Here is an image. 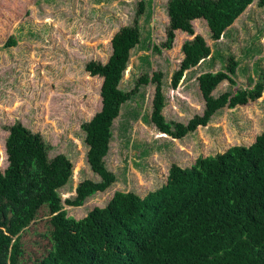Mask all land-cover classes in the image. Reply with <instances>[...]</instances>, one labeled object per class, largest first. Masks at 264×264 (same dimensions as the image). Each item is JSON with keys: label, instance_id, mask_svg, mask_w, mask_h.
Returning <instances> with one entry per match:
<instances>
[{"label": "trees", "instance_id": "16d2710c", "mask_svg": "<svg viewBox=\"0 0 264 264\" xmlns=\"http://www.w3.org/2000/svg\"><path fill=\"white\" fill-rule=\"evenodd\" d=\"M253 2L168 0L169 24L162 47L173 48L177 30L194 35L182 45L184 56L172 74L173 87H177L185 71L211 54L204 36L195 34L193 21L206 20L212 37L219 39ZM258 5L264 7V0H258ZM144 7L145 1L140 0L138 16ZM137 19L134 25L121 27L113 36L107 62L87 63L91 75L103 77L102 108L81 124L88 148L87 162L100 180L82 181L77 195L65 200L67 205L81 206L88 197L116 182V175L106 163L114 122L142 84H155L150 121L161 133L178 139L207 125L225 106L257 100L264 91L263 74L253 88L213 95L224 80L236 84L239 62L231 55L225 69L205 71L196 78L206 104L204 112L187 124L167 121L163 114L166 97L162 71L152 76L143 74L129 91L120 86L131 52L140 43ZM15 42L10 37L6 44ZM154 49L161 51V46ZM122 128L127 133L128 125ZM8 130L9 165L0 171V204L11 208L13 217L6 230H0V264H22L23 231L45 206L52 216L53 244L41 259L34 260L35 264H264V130L250 145L237 144L215 155L199 156L187 167L173 163L167 182L144 197L134 191L117 190L107 205L94 207L80 219L68 215L57 191L73 175V161L64 153L50 158V147L43 136L21 121ZM30 172L36 177L32 184H36L25 192Z\"/></svg>", "mask_w": 264, "mask_h": 264}, {"label": "rangeland", "instance_id": "374dc122", "mask_svg": "<svg viewBox=\"0 0 264 264\" xmlns=\"http://www.w3.org/2000/svg\"><path fill=\"white\" fill-rule=\"evenodd\" d=\"M144 1V12L138 16L140 0H0V171L9 165L8 128L21 121L43 136L50 158L64 153L73 161V175L57 191L68 215L77 219L96 206L107 205L117 190L144 197L158 189L167 182L173 163L187 167L199 156L215 155L237 144L250 145L264 130L263 91L257 100L225 106L207 125L198 126L182 139L166 135L150 121L155 84H142L114 122L106 163L116 182L88 197L81 206L65 203L77 195L82 181L100 180L87 162L81 124L102 108L103 77L91 75L86 66L92 60L108 61L111 40L121 27L134 25L138 17L141 39L131 52L120 86L129 91L143 74L162 71L163 114L170 122L187 124L204 112L206 104L196 78L205 71L225 69L231 55L239 62L236 84L222 81L213 91L215 97L225 91L253 88L264 74V7L258 0L219 39L212 37L207 21H194L195 34L204 36L211 54L185 71L187 77L183 75L177 87L171 85L172 74L184 56V41L194 35L178 30L173 48L162 47L169 24L168 0ZM10 37L16 42L8 46ZM156 45L161 51L154 49ZM123 124L128 125L127 133ZM35 178L32 172L28 174L25 192L34 188ZM12 217L11 208L0 204V230H6ZM51 218L48 207H42L23 231L22 264H35L34 260L51 249Z\"/></svg>", "mask_w": 264, "mask_h": 264}, {"label": "crops", "instance_id": "0c3cea01", "mask_svg": "<svg viewBox=\"0 0 264 264\" xmlns=\"http://www.w3.org/2000/svg\"><path fill=\"white\" fill-rule=\"evenodd\" d=\"M168 13V12H167ZM196 20H198V19H196ZM202 20H204V19H202ZM195 21V20H194ZM194 21H193V24H194ZM204 21H206V20H204ZM178 31V30H177Z\"/></svg>", "mask_w": 264, "mask_h": 264}, {"label": "clouds", "instance_id": "9594fccd", "mask_svg": "<svg viewBox=\"0 0 264 264\" xmlns=\"http://www.w3.org/2000/svg\"><path fill=\"white\" fill-rule=\"evenodd\" d=\"M162 133H164V132H162ZM166 134V133H165ZM166 135H168V134H166Z\"/></svg>", "mask_w": 264, "mask_h": 264}, {"label": "water", "instance_id": "95a60500", "mask_svg": "<svg viewBox=\"0 0 264 264\" xmlns=\"http://www.w3.org/2000/svg\"><path fill=\"white\" fill-rule=\"evenodd\" d=\"M236 92V91H235Z\"/></svg>", "mask_w": 264, "mask_h": 264}]
</instances>
